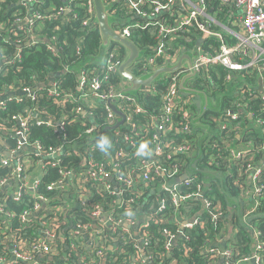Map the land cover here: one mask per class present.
<instances>
[{"label": "trees", "instance_id": "16d2710c", "mask_svg": "<svg viewBox=\"0 0 264 264\" xmlns=\"http://www.w3.org/2000/svg\"><path fill=\"white\" fill-rule=\"evenodd\" d=\"M66 4L68 0H38L34 7L43 15H50ZM71 4L78 18L63 13L58 18L37 21L35 30L48 39L53 38L52 42L55 43L57 51L48 49L46 41H43L32 47L22 48L21 56L17 57V44L14 39L21 34L15 30L13 19L21 15L26 7L20 4L19 0H0V93L4 95L18 87H33L38 83H47L50 79L57 82L59 92L58 95H49L45 85L33 88L36 92L35 99L28 94L20 95L19 102L15 100V96L4 99V107H0V180L3 177H12L17 184H21L24 175H31L32 181L39 179L37 193L46 195L49 199L48 207L56 210L65 199H71L77 189V182L72 181L69 186L52 189L49 185L60 179V168L84 170L88 164L85 159L94 158L101 166L116 174L108 162L110 157H114L120 168L125 171L132 169L136 178L137 174L142 175L145 161L152 158L155 148L160 144L164 146L160 155L161 167L168 173L177 169V173L169 177L168 174L151 171L148 180L136 179L133 188L125 193V200L128 197H136V201L130 206L142 216V222L139 221L138 226L141 238L144 239L143 249L135 239L125 234L123 224L116 231L106 226L100 237L95 234L96 240L92 244H89L82 234H73V229L67 228L68 224H76L79 220L87 223L91 220L78 207L56 211L46 217H42V214L32 216L31 222H21L19 216L25 210L32 209L34 194L25 189L22 199L15 200L10 194L13 186L7 188L6 192L0 187V205L4 204L5 209V212L0 214V253L10 256V243L19 239L32 241L40 236L41 226L54 221L56 237L50 243L55 247V252L52 253V260L43 264H79L80 261L87 263L92 260L100 264H140L143 255L147 260L142 264H226L225 261L230 264H251V261L245 259L254 251V231L259 232L258 239L264 242V193L257 196V204L254 200H248L250 197L247 194L252 193L254 189L248 175H240V168L247 169L262 162L264 135L260 132V127L252 125L249 118H227L224 113L229 109L242 112V108L255 110L254 116L264 119V111H260V100L251 99L241 93L239 97L224 95V110L212 111L208 108L200 120L214 130L207 132L202 124L193 121L197 115L196 104L190 96L180 93L173 110L165 113V78L154 83L150 91H141L138 94L136 102L141 107L140 110L131 112L130 102H118L119 110L122 111L119 107L122 105L129 108L125 110L127 113H132L133 128L124 123L115 131L109 129V111L106 103L100 99L87 101L80 96L78 90L81 69L88 72L90 79L97 75L104 76L106 73L104 60L89 58L99 54L101 33L97 25L82 23L86 18L85 0H73ZM219 5L216 1V8H219ZM226 6H222V11H218L217 19L229 25L226 9L230 7ZM116 7V14L127 20L124 25L142 22L141 19L134 18L129 6L120 2ZM149 7H155L152 0L141 4L139 9L150 11ZM166 18L170 22L173 21L169 14ZM124 25L120 23L118 26ZM130 26L133 27L131 39L139 48L147 50L149 55L154 54L161 47V43L164 44L161 49L165 54L192 49L198 44L201 36L196 26L167 32L161 37L151 31L150 27ZM216 28L222 30L220 25ZM77 45L82 47L79 53L76 50ZM112 46L119 47L117 58L122 61L125 56L124 48L117 44ZM11 59L14 60L12 63H6ZM164 61L163 57L157 58L153 67L162 65ZM228 73L229 71L221 65L204 68L202 75L212 77L213 87L200 79V75L192 81V86L215 94L216 90H225ZM233 74L242 75L237 72ZM108 75L104 83L105 88L112 84L116 88L121 86L118 71H110ZM67 93L72 94V99H67ZM192 112L194 114L191 115ZM34 113H37L36 117H33ZM14 115L22 118L31 116V121L37 118L44 120L47 115L54 120L64 121L63 137L58 136V132L53 131V127L46 122L42 125H32L28 132L30 141L39 140L44 146H56L64 142L66 152L63 154V162L53 167L52 161L46 159L44 163L48 165L47 173L34 165L27 171H22L20 175H15L14 167L10 169L2 166L1 160L6 157V152L18 146L19 140L13 135L18 128L17 120L13 119ZM165 117L169 120L166 121ZM223 123L227 124L225 128ZM160 125L165 127L164 130L159 131ZM186 126L190 131L182 130ZM89 128L93 129L92 136L86 133ZM200 135L206 137L201 145H197ZM124 136L128 137V140ZM101 137L110 141L106 152L96 147ZM131 142L133 146H128ZM249 143L254 152L252 156L235 159L230 155L229 144L240 151L247 149ZM142 144L147 145L149 154L138 155ZM184 144L192 145L194 150L190 153L176 152V148ZM25 154L28 153L23 155ZM195 156L198 157L195 161L199 168L216 174L206 176L200 169H191L190 164ZM187 172H191V182L176 181L177 177ZM166 184L176 186L175 192L180 197L178 201H175L172 191L164 188ZM98 186L99 183L94 180H88L86 183L93 199H100ZM198 192L207 199V205L203 198L198 196ZM242 200L245 202L244 207H239L236 202ZM254 206L255 211L244 218L243 209ZM125 207L124 204V210ZM123 209L115 210L116 219L125 216ZM192 218L197 222L191 226H183L185 220ZM180 232L184 237L172 242L170 236H177ZM121 233L125 234L123 239L118 238ZM109 245L113 248L108 249ZM99 247L105 249L104 256L98 255ZM227 250L230 253L226 255L224 252Z\"/></svg>", "mask_w": 264, "mask_h": 264}, {"label": "built area", "instance_id": "2783aa9c", "mask_svg": "<svg viewBox=\"0 0 264 264\" xmlns=\"http://www.w3.org/2000/svg\"><path fill=\"white\" fill-rule=\"evenodd\" d=\"M66 1V0H65ZM71 1L68 0V4L62 5L59 9L50 15H43L39 10H37L34 5L38 0H19L20 4H23L26 7V10L21 13V15L16 16L13 19L15 24V30L20 32L21 35L15 37L14 42L17 44L16 56H21V49L25 47H32L37 45L40 42L46 41L47 48L51 51H57L55 43L52 42L53 38L45 37L36 31L37 21L40 19H51L58 18L63 13L72 14L76 19L78 15L72 10ZM106 4L111 6V14L115 15L118 18V23L116 25L117 29L122 33L123 36L128 38L132 32L130 25L135 27H150V30L158 33L161 37L164 33L167 32H177L186 30L189 27L196 26L200 33V38L198 44L189 50L191 55L194 58V68L197 72V77L200 75V79L205 80L213 87L214 81L211 76L202 75V70L204 68H211L216 65H221L225 67L229 73L226 76V80H231L234 76L233 73H240L242 70H249L254 66L259 67L260 77L259 85L257 90L250 91V89L244 88L241 90V94L250 96L251 99H259L260 111H264V0H167L166 2H161L160 0H152L155 4L154 8L149 7V10H140L139 6L141 4H146L149 0H105ZM216 1L220 3L219 8H216ZM87 3L86 7V18L82 21L83 25H96L95 24V11L93 0H85ZM122 3L129 6V9L134 13V18H139L142 22H136L135 24L124 25L127 20L119 17L116 14V5L117 3ZM227 5L230 8L228 10V20L229 25H225L222 22H219L217 19L218 11H222V6ZM226 6V7H227ZM213 9V10H212ZM212 10V11H211ZM220 13V12H219ZM171 15L173 21H169L166 18V15ZM233 19L231 22L230 20ZM124 25V27H119V24ZM217 25H220L222 30L216 28ZM213 40V42H212ZM206 45V47H205ZM164 44L161 43V47ZM158 48L156 52L152 55L147 54L145 51L144 56L137 61L132 67L131 70L137 75H142L148 71L154 70L158 67L167 65L168 63H174L177 61L181 53H164L163 49ZM81 45H77V52H81ZM119 47L112 46L109 48L103 55L101 60L105 61L106 73L104 76H95L90 79L88 72L84 69L79 71L80 84L78 90L81 93L80 96L87 100L92 101L94 99L103 100L106 103V108L109 111V120L108 128L115 127L113 131L117 130L118 123L123 120V123H126L127 126L133 128L134 123L132 122V113L133 111L140 110V106L136 102V97L129 94H121L120 91L123 89L122 85L118 88L115 85H109L104 87V83L108 78V73L110 71H117L118 67L122 61L117 58ZM125 57V56H124ZM163 57L165 61L162 65H155L157 58ZM14 60H7L6 63H12ZM201 72V73H200ZM191 73V69L187 67V64H184V67L177 71L176 73H170L166 76L167 89L164 96V110L165 113H170L173 110V107L176 104L177 98L179 97L180 83L182 78ZM194 79H191L188 83L191 87V82ZM46 86V92L49 95H58V86L57 82L54 79H50L47 83H38L33 87H18L17 89L22 91L23 94H28L30 97L35 99L36 92L33 90L34 87H44ZM154 84L148 90L150 91L153 88ZM7 93H12L7 91ZM15 93V92H13ZM21 94V95H23ZM189 94V93H181ZM20 95H16L15 100L21 101L19 98ZM67 99H72V94H66ZM119 97V101H126L131 103V112L127 113L125 108L122 105L118 109V102L114 103L116 108L121 112L123 117L115 111H113L109 105V102L114 98ZM5 94L0 93V107H4L5 104ZM255 110L243 109L242 112H235L234 110H227L224 114L227 118L232 117L233 119H239L240 117L249 118L252 125L260 127V132L264 135V119L255 115ZM85 113V112H83ZM194 112L191 113V115ZM37 113L33 114V117H36ZM31 116L20 117L19 115H14L13 119L17 120L18 128L13 132V135L18 138L17 148L8 151L11 153V157L2 158L1 164L7 168L14 167L15 175H20L22 171H27L34 165L40 167L44 173L48 172V165L44 163V160L48 159L51 162L53 167H57L60 163L63 162V154L66 152V145L63 144L56 146H44L43 143L39 140L30 141L28 137V132L31 130L32 125H42L45 122L51 127L53 131L58 132V136H64L62 133L65 130V122L54 120L51 116H45L44 120L37 118L35 121H31ZM189 118V117H187ZM191 118V117H190ZM165 120L168 121L169 118L165 117ZM198 123L202 124L206 128H209L208 124L199 121ZM223 128L227 126L226 123H223ZM253 126V127H254ZM165 127L160 125L158 127L159 131L164 130ZM238 129V128H236ZM183 131H190L188 126L182 129ZM86 133L93 135V129H86ZM118 133V132H116ZM239 136V134H238ZM126 140L128 137L124 136ZM206 135H200L198 138L197 145H201L202 141ZM133 146V142L131 145ZM192 146V145H191ZM190 145H180L176 148V152L190 153L194 150V147ZM164 146L158 144L155 148L153 156L150 160L145 161V168L140 175L141 179L148 180L150 178V172L154 171L156 173L168 174L169 177H173L177 173V169L172 172H169L161 167L160 164V155L162 153V148ZM24 148L31 149L32 152H26L28 154L18 156ZM76 149L75 147H73ZM247 149L238 151L235 147L229 144V153L235 159H241L247 157L248 155L252 156L254 152L252 151L251 144H247ZM122 151V150H121ZM31 153V154H29ZM198 157L195 156L192 161H195ZM116 158L110 157L108 162L110 167H112L117 173L112 174L105 167L101 166L94 158L85 159V162L88 163L87 167L84 170L77 171L75 168H60V179L49 185V188L64 187L69 186L71 182H77V189L75 190L74 195L71 196V199H65L61 203V207H58L56 210L46 207L47 202L49 201L48 197L42 193H37V188L39 186V179L35 178L32 181L31 175H24L21 178L22 183L17 184L12 177H3L0 180V187L2 191L6 192V187L8 185L13 186L12 197L15 200H21L25 189L34 194L33 206L31 210H25L20 216L19 220L21 222H31V217L42 214V217H46L50 214L56 213V211H67L73 209L76 206L85 213L91 220L90 222L84 223L79 220L76 224L70 223L67 228H72L73 234H89L91 237L86 238L89 244H92L96 240L95 234L100 237V234L103 232L106 226L112 227L113 231H116L120 226L125 227L124 232L130 237V230L125 224L129 220L133 225L136 223L139 224V220L136 216V211L133 210L130 204L136 201V197H128L125 200V193L127 190L133 188L136 184V178L134 177V171L129 169L125 171L123 168L119 167V164L115 161ZM188 177L184 180L185 183H189L192 180L191 172L186 173ZM247 174L251 185L253 187V192L248 193L247 195L249 201L254 200L256 204L258 203L257 196L264 193V157L260 164L256 166L248 167L247 169L240 168V175ZM181 177V176H180ZM179 177L176 178V181ZM68 180H71L68 182ZM88 180H94L99 183L98 194L100 199H93L92 193L86 187ZM177 181V182H181ZM165 189H168L173 192L175 201L179 200L178 194L175 192L176 186L173 184L164 185ZM198 196L203 198L204 203L207 205L208 201L203 197L201 193L198 192ZM243 207H244V200ZM125 204V210L123 206ZM134 205V204H133ZM164 207V201H162V208ZM123 209V214L125 216L119 217L116 219L114 214L115 210ZM256 209V206L243 209V217L246 218ZM5 212L4 204L0 205V214ZM130 213V214H129ZM10 215V214H8ZM104 218V219H103ZM191 223L184 224L183 226H191L197 221L192 218ZM137 224V225H138ZM94 226L97 228L95 229ZM40 236L35 238L32 241H27L25 239H19L15 243H10V256L0 253V264H43L46 261L52 260V253L55 252V247L50 243L56 237V228L54 221H51L49 224H44L39 229ZM125 234L121 233L118 235L119 239H123ZM254 236L256 242L254 245V251L251 256L247 257L245 260L252 262H258V264H263V253H264V242L258 239L259 232L254 231ZM184 235L180 232L177 236H170V240L175 242L178 238H183ZM140 242V238H139ZM140 246V244H139ZM110 249L113 248L112 245L108 246ZM108 248V249H109ZM98 255L104 256L105 249L99 247ZM230 253L228 250L224 254ZM142 261L147 260L145 255L142 256ZM224 260V258H223ZM226 264H230L229 261H225ZM19 263V264H20ZM80 264H83L80 261ZM84 264H100L92 260Z\"/></svg>", "mask_w": 264, "mask_h": 264}, {"label": "water", "instance_id": "95a60500", "mask_svg": "<svg viewBox=\"0 0 264 264\" xmlns=\"http://www.w3.org/2000/svg\"><path fill=\"white\" fill-rule=\"evenodd\" d=\"M94 11H95V24L98 26L101 33L102 43L100 46L99 54L91 60H101L104 53L112 47L113 44H117L124 48L125 57L117 71L121 77V85L123 89L120 91L121 94H129L138 96L141 91H148L154 83L161 81L166 78L170 73H176L184 67V64H187V67L191 69V73L185 75L180 83L181 93L194 94L196 96L202 95L204 97V105L199 107V114L193 118V121L197 124L200 121V118L205 113L206 109L211 108L209 106V94L206 90L202 88L191 87L188 85L191 79L197 77L196 69L194 68V58L189 51H183L176 62L168 63L167 65L158 67L154 70L148 71L142 75H137L131 70V67L139 61L145 54V51L138 47V45L131 39L126 36H123L122 33L117 29L116 25L118 23V18L111 14V6L106 4L105 0H93ZM21 95L22 91H18L13 95ZM119 101V97L114 98L109 102V105L115 113L121 115V112L116 108L114 103ZM201 108V110H200ZM217 110V109H213ZM124 118V117H123ZM123 123L121 120L117 126H120ZM115 127H109V129H114ZM10 156V153H7ZM188 177L185 173L177 179V181L184 180ZM243 204V201L241 202ZM191 223V220H187L184 224Z\"/></svg>", "mask_w": 264, "mask_h": 264}, {"label": "crops", "instance_id": "0c3cea01", "mask_svg": "<svg viewBox=\"0 0 264 264\" xmlns=\"http://www.w3.org/2000/svg\"><path fill=\"white\" fill-rule=\"evenodd\" d=\"M89 58L90 59H94V57H89ZM259 70L260 69L257 66H254V67H252L249 70H247V68H246V69H244V70H242L240 72V74H242V75H240V76L239 75H234L231 80H226L228 82V84L226 85L225 90H221V91L220 90H216L217 92L215 94H214V92H212V94L210 92H208L210 98H214V97L217 96V100H215L213 102L212 109L215 108V109H217L216 111H220L222 109L224 110L223 107H225V106L222 105V98L224 97V95H228V97H239V95L241 93V90L244 89V88L250 89V91H252V90L254 91V89L257 90L256 88L259 85V77H260V71ZM263 80H264V77H263ZM191 85H192V82H191ZM18 91H19L18 89L12 90V91H10V92H12L10 94L6 92L5 93V98H9V97H12V96H16V94L13 95L14 94L13 92L17 93ZM184 95L190 96L193 99V101L196 104V110L195 111H196L197 114H199L198 110H199V107H201V103H202L201 101L198 100L199 96H196L194 94H184ZM203 105H204V102L202 103V106ZM209 109H211V108H209ZM238 109H240V108H238ZM200 110H201V108H200ZM240 111H243V109L241 108ZM200 120H202V117L200 118ZM199 126L201 127V125H199ZM204 128H205V131H207V132H213L214 131L213 129H210V128H206V127H204ZM25 152H32V151L29 148H24V151H22L18 156H22ZM7 153H9V152H6V155L5 156L6 157H11V155L8 156ZM196 161H197V159H196ZM196 161H191V164H190L191 169H193V168L200 169L201 171H203V173L206 176L212 175V174H216V173H213V172H211V171H209L207 169L199 168L197 166V164H196ZM140 178H141L140 175L137 174L136 175V179H140ZM10 186L11 185H8L6 187V189L9 188ZM241 202L242 201L236 202L237 205H239V207H243V204ZM46 207H48V202H47ZM136 216L138 218H142V216L140 214H136ZM139 221H141V219ZM137 224L138 223H136L135 225H133L131 223V221L129 220V223L127 222L125 224V226L128 227L129 230H130V235H131L130 237L133 238V239H135L138 242V244H140V248L143 249L144 239L141 238L140 229H139V226H138L139 224L138 225ZM94 228L97 229L95 226H94ZM82 235L84 237H86V238L91 237L89 234H82ZM139 238H140V242H139ZM251 264H258V262H252ZM263 264H264V261H263Z\"/></svg>", "mask_w": 264, "mask_h": 264}, {"label": "clouds", "instance_id": "9594fccd", "mask_svg": "<svg viewBox=\"0 0 264 264\" xmlns=\"http://www.w3.org/2000/svg\"><path fill=\"white\" fill-rule=\"evenodd\" d=\"M96 147L103 152L107 151V148L110 147V141L106 137H101L96 144ZM149 154L147 145L142 144L138 150V155H147ZM130 214V213H129Z\"/></svg>", "mask_w": 264, "mask_h": 264}, {"label": "rangeland", "instance_id": "374dc122", "mask_svg": "<svg viewBox=\"0 0 264 264\" xmlns=\"http://www.w3.org/2000/svg\"><path fill=\"white\" fill-rule=\"evenodd\" d=\"M198 100L201 101L202 103L205 101V100H204V97H203L202 95L199 96ZM215 100H217V96L214 97V98H209V106H210V107L213 106V102H214ZM203 127H205V126H203ZM220 179H221V178H218V180H220Z\"/></svg>", "mask_w": 264, "mask_h": 264}]
</instances>
